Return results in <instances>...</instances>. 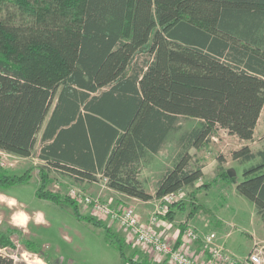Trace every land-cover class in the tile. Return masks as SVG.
Instances as JSON below:
<instances>
[{
  "label": "trees",
  "instance_id": "trees-1",
  "mask_svg": "<svg viewBox=\"0 0 264 264\" xmlns=\"http://www.w3.org/2000/svg\"><path fill=\"white\" fill-rule=\"evenodd\" d=\"M263 105L264 0H0V151L30 157L39 134L36 197L101 228L123 260V238L49 190L50 172L76 182L101 177L126 196L158 199L203 177L188 149L217 129L251 141ZM181 117L197 124L182 130ZM175 132L185 147L152 195L141 164ZM230 156L241 168L236 193L264 222V140ZM222 162L199 189L234 179ZM29 179L0 170L3 188ZM199 189L189 192L188 216L213 215L197 203ZM15 230L0 229V248L14 246ZM19 242L39 252L33 241ZM0 264L15 263L0 253Z\"/></svg>",
  "mask_w": 264,
  "mask_h": 264
},
{
  "label": "rangeland",
  "instance_id": "rangeland-1",
  "mask_svg": "<svg viewBox=\"0 0 264 264\" xmlns=\"http://www.w3.org/2000/svg\"><path fill=\"white\" fill-rule=\"evenodd\" d=\"M180 126L182 128L190 129L194 125L197 124V120L195 119H189V118H180L179 122ZM218 130V129H217ZM253 138L251 141L245 142V144H249L251 149L253 151H256L259 147L261 142L264 140V105L262 107L259 119L257 121V124L254 129V134ZM39 134L36 137V143H35V149L34 153L32 154L33 158H37L36 153L38 151V148L40 146L39 142ZM216 136L217 140L214 142L216 145H208L205 148H202L204 150H197L199 152L190 155L191 160H190V165H201L205 166L206 170V176H205V181L202 183H209L212 178L215 176L216 173V168L213 169V165L211 164L212 161L215 159V163L218 165V157L221 156L223 158L222 166L225 169L229 170V174L233 176L234 182H228V181H218L216 182H211V186L208 188H203L202 193L200 192V195L198 196L197 200L198 202L206 205L207 207H211L212 210L215 203L217 201L224 202L227 200L228 204L233 205L234 209H224V216L226 221H231V225L227 226L228 230L231 231V235L226 239V244L229 246L232 251H234L235 255L237 258H242L249 249V246L251 245V238L252 236L256 240H262L264 239V222L260 220V218L257 216L255 213V209L253 204L243 198L242 196L238 195L235 191L234 184L239 182L241 180V168L238 166L236 162H234L231 159L230 152L233 150H236V147L241 145L240 143H244V141L238 140L235 136L229 135L224 129H219L216 131ZM211 147V148H209ZM240 147V146H239ZM238 147V148H239ZM170 154V148L168 147L166 151L157 157L155 156L154 158L150 159L147 163V165H144L143 162L141 164V169L139 172V177L141 176V172L145 173L146 170L148 172L152 171L150 176H154L152 178H148L146 181L145 179H140L142 182L145 190L153 195L155 188H156V180L158 179L157 177L160 175V173L165 170L164 167L165 163L168 162L167 155ZM8 161L13 162L15 166L11 167L10 174L16 173V174H22L24 172H29L37 168V166L33 165V162H36L38 167L42 164L40 163V160L34 161L32 158H28L26 161L20 162L17 160V158L13 157H7ZM217 158V159H216ZM214 163V161H213ZM147 166V169H145ZM1 170V169H0ZM36 174L37 172H32V179L29 182H24L12 186H7L4 188L6 189V192H9L11 194H14L18 200L22 201L25 203L27 206H31L33 204H37L38 199L34 195V191L37 188V183H35L36 180ZM39 175V174H38ZM50 176L52 180H55L59 184H61V187L68 195L70 189H77L85 193V189L80 186L79 183H77L72 177L54 171L52 170L50 172ZM148 176V177H150ZM39 182V178H38ZM218 186L223 187L225 191L230 193L232 189H234V193L237 198H231L227 196H223V194L218 195ZM50 188H53L51 183L49 184ZM93 187V186H92ZM95 187L100 188L99 184L95 185ZM220 187V188H221ZM0 188L4 189L1 185ZM185 189H182V195L180 199L178 200L177 203H180L182 205L189 204L190 203V198H189V191L191 188L194 189H199L194 188V187H184ZM97 189V190H98ZM192 191V190H191ZM190 191V192H191ZM222 192V191H220ZM86 192L85 194H87ZM92 196V194H87ZM218 195V196H216ZM205 196L208 197L205 199ZM215 197V201H213L212 197ZM115 198V197H114ZM186 198L185 201H183ZM117 199V198H115ZM113 199V200H115ZM106 202L105 200H102ZM189 201V202H188ZM114 202V201H113ZM111 202V203H113ZM32 203V204H31ZM158 201H156V204ZM110 204V203H109ZM111 205V204H110ZM154 208V204H152ZM112 206V205H111ZM68 211H72L69 205H66ZM66 209V208H65ZM62 209L59 210L60 213H58V219L57 222L62 223V228L64 226L68 225H74L78 229L80 228V234L76 235L73 238L72 242L66 243L63 241L60 237V233L57 231V235L46 233L44 231H40L36 233V235H31L29 233L26 234V238L28 239H35L37 240L35 242L36 248L39 251L38 253H33L30 251H27L22 243L19 242L20 238H25L22 236L21 231L17 227H10L7 226L6 224H0V229L2 231H5L7 227L16 229V233H12L11 235V241L13 242L14 246H10L7 248H0V253L3 254L4 256L10 257L13 259L15 264H35L37 260H42L43 264H103L101 259L107 257V252L113 253L116 258H118V254L116 250H113L114 248L106 246V240H105V233L101 232L100 230H97L96 228H90L86 222L80 223L76 218L72 215L71 212H68L67 209ZM187 209V208H185ZM222 209V210H223ZM49 214H54V210H49L48 208L45 209ZM91 211V208L88 207L87 210L82 211L84 215H93L92 213L89 212ZM221 210V211H222ZM223 213V211H222ZM186 215V213L184 214ZM204 215L205 214H201ZM206 219L209 217L205 216ZM179 219H185L184 217H180ZM8 220V214L0 209V221ZM54 226H58L56 221H52ZM113 232L116 234L120 235L122 234V230L119 229L115 225H110L106 223ZM59 227H61L59 225ZM56 228V227H55ZM54 228V230H55ZM214 229V227H212ZM220 230V229H219ZM31 235V236H30ZM29 236V237H27ZM25 238V239H26ZM264 245V244H263ZM44 256H42V255Z\"/></svg>",
  "mask_w": 264,
  "mask_h": 264
},
{
  "label": "crops",
  "instance_id": "crops-1",
  "mask_svg": "<svg viewBox=\"0 0 264 264\" xmlns=\"http://www.w3.org/2000/svg\"><path fill=\"white\" fill-rule=\"evenodd\" d=\"M183 129L187 130L185 127L182 128V130ZM218 130H216V131H218ZM216 131L209 138V141L204 146H201L198 149L189 148L188 153L190 155H193V154L199 152L200 149L204 150L202 148H205L208 145H210V146L216 145L214 143L217 140ZM179 132L173 133L169 137L168 141L163 146V148H161L156 154L148 155L146 158V161H145L146 163H143V164L147 165V163L150 159L154 158L155 156L157 157L158 155L161 156V154H163L166 151V149L169 147L170 148V154L167 155L168 157L166 160H168V162L165 163L166 167H164V168H165V170L170 168L173 165L174 161H176V159L181 154L183 147H185V142L180 141V139H179L180 138ZM240 144L241 145H239V146L245 145V141H244V143H240ZM246 145H249V144H246ZM238 147H236V149H238ZM209 148H211V147H209ZM197 150H199V151H197ZM1 155H6L8 157H13V158L16 157L14 155L0 151V156ZM16 158L20 162L26 161L28 158H32L34 161H36L38 159V158H33L32 156L25 157V158H23V157L22 158L16 157ZM213 161H214V163H213ZM213 161L211 164L212 165L214 164L213 169H215V167H217V163H215V162H217V161H215V159ZM40 163H42V161H40ZM33 165L37 166V168H35L32 171H29L30 179L28 180V182L33 178L32 172L33 171L37 172V174H36L37 178L35 180V183H37V187H38V184H39V182H38V178H39L38 165L36 162H33ZM194 166H196V165H194ZM199 166H201V165H199ZM201 167H202L201 170L203 173V177L194 184V186H193L194 188H197L199 185L203 184L202 183L203 181H205V176H206L205 170H206V168H205V166H201ZM145 169H147V166ZM165 170H163L160 173V175L157 177L158 179L156 180V183L158 182V180L160 179L161 175L164 173ZM5 171L8 173H11L9 169L5 170ZM151 173H152V171L148 172L147 170L145 173L141 172L140 173L141 176L139 177V179H141V180L145 179L147 181L148 178L154 177V176H150ZM148 176H150V177H148ZM77 183H79L80 186L86 190L85 193L88 192L87 194L90 193V194H92L93 197H99L101 200H105L106 202L110 203L112 205V207H121V206L130 207L133 210V212L135 213V215L137 216V218L140 221H142L143 223H147V220L149 219L150 215H152L155 212V209L157 206L156 201H158V199L152 198L151 200L142 201V200H139V199H136L133 197L126 196L124 194H121V193L107 187L104 179L101 177H98V180L95 182L94 181L93 182L83 181V182H77ZM98 184L100 186L99 189H98V187H95V185H98ZM51 185L53 186V188H50L48 185L49 190H51L53 192H58L61 195H67L66 193H64L63 189L60 188L61 184H59L55 180H52ZM220 187L218 186V188L220 189V190H218V193H219L218 195H220V197L223 194V196H227V197L229 196L233 199L237 198V197H234V196H236L234 191H233L234 189H232L230 191V193H228L227 191H225V189L223 187H221V188ZM233 187H235V184ZM7 188H9V187H7ZM7 188H4V189L0 188V196H3L5 198L3 200H0V209H2L3 211H5L8 214V220L0 221V224H6L7 226H10V227L19 228L23 237H25L27 233H29L31 235H36V233H38L40 231H44V232L50 233V234H53V232H54V234L57 235V231H58L60 233L61 239L63 241H65L66 243H69V244L73 240L72 237L80 234V230H81L80 228L78 229L74 225H68V226H64V228H62L63 224L57 222L58 213H60L59 210H62L65 208L67 209L66 204H62V203L57 204V203H53L49 200L37 198L35 195V191H36L35 190L34 195L38 199L39 203L33 204L31 206H27L25 203L18 200V198L14 194L6 192ZM182 189H185V188H181L180 190H182ZM191 190H193V189L191 188ZM220 191H222V192H220ZM200 192L202 193L203 191L201 189H199L197 191L196 200H197L198 196L200 195ZM150 194H151V192H150ZM218 195H216V196H218ZM114 197L117 199H115ZM206 198H208V197L205 196V199ZM113 199H115V200H113ZM212 199H213V201H215L214 196L212 197ZM9 200H15L16 203L13 205H9V203H8ZM185 200H186V198L183 201H185ZM111 202H113V203H111ZM197 203H200V202H198V200H197ZM152 204H154V208L152 207L153 206ZM188 206H189V204L184 205V207L187 208L184 211H179L177 208H175L174 205L168 206L166 211L157 215V220L152 226H150V230H151V232H153V233H155L161 237H164L167 240H169L170 242L174 243L175 246L182 248L197 263L203 264V263H206L208 261L209 247H205V237H206V235L211 234V233L214 234V239H213L212 243L214 245L221 246L223 251L231 258V260L229 262L217 263V264H243L242 261L244 260L245 256L255 245L264 244V239L259 241V240H256L252 236V238H251L252 243L249 246L248 252L242 258L239 259L236 257L234 251H232V249L229 246H227V244H226V239L231 235V231L228 230L227 226H229V225L232 226V224H231V221L224 220L225 216H224V209L223 208H225L226 210H228V209L233 210L234 209L233 205L228 204L227 200H225L224 202L217 201L214 205V207H215V208H213L214 210H212V208L209 207L212 210L213 215H205V216L209 217L208 219H206L205 216L201 215V214H196L194 216H188V214H187L189 211ZM78 207H79V211L81 214H83L81 209L83 211L88 209V208H86L80 204H78ZM46 208H48L49 210H54V212H53L54 214L53 215L49 214L45 210ZM68 210L69 209H67V211ZM221 210L223 211V213ZM68 212H71L72 215L74 216V214L71 210ZM89 212L91 213L90 210H89ZM185 213H186V215H184ZM180 217H184L185 219H179ZM76 220H78L80 223L86 222L88 224V226H90V228L94 227L97 230H100L102 233L104 232L101 228L93 225L91 222H87L83 219H77V218H76ZM52 221H56L58 226H54ZM59 225L61 227H59ZM186 227H191L195 231H197L201 235L199 240L192 242L190 239H188L184 235V229ZM212 227H214V229H212ZM54 228H55V230H54ZM119 229H121V228H119ZM121 230L123 232L119 236H121L123 238L122 249H123L125 259L124 260L121 259V257L119 256V252H118L117 248L115 247V244L110 243L107 236H105L106 246L114 248L113 250H116V252L118 254V258H116L113 253L111 254V253L107 252V257L101 259L103 264H171L166 257L159 256V255L155 254L154 252H152L151 249L135 244L133 242V240L130 238L129 234L126 231H124L123 229H121ZM27 237H29V236H27ZM26 239H28V238H26ZM31 241L36 242L37 240L31 239Z\"/></svg>",
  "mask_w": 264,
  "mask_h": 264
},
{
  "label": "built area",
  "instance_id": "built-area-1",
  "mask_svg": "<svg viewBox=\"0 0 264 264\" xmlns=\"http://www.w3.org/2000/svg\"><path fill=\"white\" fill-rule=\"evenodd\" d=\"M7 157L6 155L0 156V169L8 170L15 166L16 163L14 164L8 161ZM68 195L78 204L86 208L90 207L91 213L95 218L123 229L129 234L135 244L149 248L159 256L166 257L171 264H201L197 263L182 248L175 246L174 243L150 230V226L157 220V215L166 211L168 206L178 202L182 195L180 189L169 192L158 198L155 212L150 215L147 223L140 221L130 207H112L108 202L102 201L99 197L87 195L77 189H70ZM184 235L192 242L199 240L201 237V235L191 227H186L184 229ZM213 239L214 234L212 233L205 237V247H209V258L208 261L203 264L229 262L231 258L223 251L221 246L212 243ZM242 262L243 264H257V262L258 264H264V245H255L247 253Z\"/></svg>",
  "mask_w": 264,
  "mask_h": 264
},
{
  "label": "clouds",
  "instance_id": "clouds-1",
  "mask_svg": "<svg viewBox=\"0 0 264 264\" xmlns=\"http://www.w3.org/2000/svg\"><path fill=\"white\" fill-rule=\"evenodd\" d=\"M3 199H5V198L3 196H0V200H3ZM8 203H9V205H13V204L16 203V201L15 200H9ZM35 264H43V261L42 260H37L35 262ZM257 264H258V262H257Z\"/></svg>",
  "mask_w": 264,
  "mask_h": 264
},
{
  "label": "water",
  "instance_id": "water-1",
  "mask_svg": "<svg viewBox=\"0 0 264 264\" xmlns=\"http://www.w3.org/2000/svg\"><path fill=\"white\" fill-rule=\"evenodd\" d=\"M233 182L235 181L234 179L232 180ZM235 183V182H234Z\"/></svg>",
  "mask_w": 264,
  "mask_h": 264
},
{
  "label": "bare ground",
  "instance_id": "bare-ground-1",
  "mask_svg": "<svg viewBox=\"0 0 264 264\" xmlns=\"http://www.w3.org/2000/svg\"><path fill=\"white\" fill-rule=\"evenodd\" d=\"M164 257V256H163Z\"/></svg>",
  "mask_w": 264,
  "mask_h": 264
}]
</instances>
